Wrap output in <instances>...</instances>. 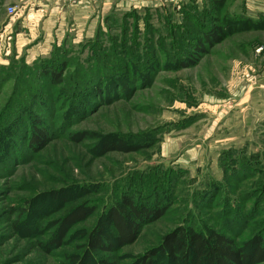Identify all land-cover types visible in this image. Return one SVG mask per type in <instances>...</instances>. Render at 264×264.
Returning <instances> with one entry per match:
<instances>
[{
	"label": "rangeland",
	"instance_id": "374dc122",
	"mask_svg": "<svg viewBox=\"0 0 264 264\" xmlns=\"http://www.w3.org/2000/svg\"><path fill=\"white\" fill-rule=\"evenodd\" d=\"M16 1H0V264H169L158 250L178 230L240 247L264 231V0H224L219 21L254 24L214 22L194 57L176 43L201 35L210 0H98L104 33L84 29L82 0L59 1L61 27L48 5L26 25ZM49 60L67 64L59 86L38 74ZM129 191L161 202L130 244L90 254Z\"/></svg>",
	"mask_w": 264,
	"mask_h": 264
},
{
	"label": "trees",
	"instance_id": "16d2710c",
	"mask_svg": "<svg viewBox=\"0 0 264 264\" xmlns=\"http://www.w3.org/2000/svg\"><path fill=\"white\" fill-rule=\"evenodd\" d=\"M223 1L224 0H210L209 12L211 14L205 18L200 14L197 16V19L199 20V18H201L202 22L190 24L194 25L196 28L195 32H201V35L198 37V35L188 33L189 35L180 38L181 42L176 43V48L180 47V44H184L186 46L185 48L188 50L189 56L193 55L192 57H194L196 51L201 47L198 38H207V36L214 35L217 30L219 31L220 28L213 25L214 22L222 24L232 22L230 26L243 23L246 25L254 24L250 19L247 20L241 16H234L232 18L225 17L226 21H219L214 15L220 13L219 10L221 9L220 6ZM263 20L264 18L259 22ZM205 29H209L210 31L207 32ZM49 61V64L46 62L40 67L38 74L42 81L52 84L53 86H59L62 82L63 72L67 68V64L65 62H56L55 64H52V61ZM43 95L45 94L40 89L39 99H42L41 97ZM40 132H38V135ZM106 147L109 150L121 151L122 149L120 144L117 143H115V146ZM55 197L58 200H63V198H60L61 196ZM160 199L161 197L159 195H154L153 193H151L148 199H145L144 197L140 199L136 192L130 193V191L120 195L118 201H116L111 209L104 214V217L98 222L96 230L89 236V239L87 240V251L90 254L92 251L96 250L108 249L111 251L115 250V248L130 244L135 239L136 233L144 220L143 218H148V216H150L151 212L147 210V208L151 207L154 209L155 206L160 204ZM86 211V209H77L69 214L63 225L59 228L57 242H60V238L63 236L65 229L70 227L74 221L86 217L83 216ZM240 221L244 222L245 216L241 214H238L235 217L233 216V223L239 224ZM89 253L87 254V257H89ZM158 254L169 264H259L264 261V231L256 234L249 243H245L240 247L234 239L226 238L215 232L202 235L192 231L178 230L177 232L169 234L163 238ZM83 264L96 263L91 259V261L89 260ZM97 264L110 263L106 261H98ZM142 264L152 263L149 261L147 263L142 262Z\"/></svg>",
	"mask_w": 264,
	"mask_h": 264
},
{
	"label": "crops",
	"instance_id": "0c3cea01",
	"mask_svg": "<svg viewBox=\"0 0 264 264\" xmlns=\"http://www.w3.org/2000/svg\"><path fill=\"white\" fill-rule=\"evenodd\" d=\"M2 1V0H0ZM10 1V0H9ZM60 0H18L15 2L16 7H19L18 13H19V20H22L26 25L28 23L33 24V21L35 19L41 21L43 19V12L45 10L44 5H48L51 8V12H52V16H51V20L52 22L54 21L55 23H58L59 27H61L60 22H63L65 24V21H68V19H71V13L70 14H66L65 12V5L63 4V9L62 11H60ZM98 0H82L81 2V12L82 14L79 15V19L81 22H83V24H85L84 29L86 28H91L90 26L92 25V23L94 22L95 27H96V32L99 30L100 32L104 33L105 28L102 24V20H103V15H102V10L101 12L96 9V14H93L92 12V6H94V4L97 3ZM99 2L103 5L102 0H99ZM116 9L115 11H117V9H119L120 7V3L119 4H115ZM114 9H112L113 12ZM111 14V17L114 19V15L117 13L115 12ZM37 13L39 14V16L37 15ZM37 15V16H36ZM70 17V18H68ZM17 19V18H16ZM33 19V20H32ZM50 19H47L46 21H44V24L41 25V27L43 28L46 22H49ZM99 21V25L100 28H97V23ZM90 22V23H89ZM29 25V24H28ZM52 29L55 27L53 25H55L54 23L51 24ZM30 27V26H29ZM32 29V27H31ZM107 31V29H106Z\"/></svg>",
	"mask_w": 264,
	"mask_h": 264
},
{
	"label": "built area",
	"instance_id": "2783aa9c",
	"mask_svg": "<svg viewBox=\"0 0 264 264\" xmlns=\"http://www.w3.org/2000/svg\"><path fill=\"white\" fill-rule=\"evenodd\" d=\"M68 2H73L74 0H67ZM160 2H167V0H158ZM169 1H176V0H169ZM157 2V1H156ZM8 16H12L15 14V9L14 8H10L7 10ZM264 18V17H263Z\"/></svg>",
	"mask_w": 264,
	"mask_h": 264
}]
</instances>
